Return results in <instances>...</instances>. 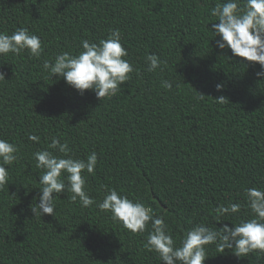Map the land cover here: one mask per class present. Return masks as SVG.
<instances>
[{
	"label": "trees",
	"instance_id": "1",
	"mask_svg": "<svg viewBox=\"0 0 264 264\" xmlns=\"http://www.w3.org/2000/svg\"><path fill=\"white\" fill-rule=\"evenodd\" d=\"M217 2L0 0V32L27 28L43 49L40 57L0 55L7 79L0 81V139L19 149L0 189V264H163L144 248L151 222L132 233L95 203L72 201L70 192L53 194L54 215L34 217L43 170L33 153L54 151L53 137L74 158L97 154L94 173L82 172L94 201L106 186L143 203L164 219L177 246L197 224L220 229L252 218L245 189L264 190V78L256 76L259 64L216 47L210 10ZM116 29L134 69L117 95L81 94L43 70L45 60L75 55L82 40L98 43ZM150 54L164 62L152 72ZM220 96L228 100L220 104ZM229 203L240 212L218 221L215 209ZM205 247L203 264H264L258 251L241 258Z\"/></svg>",
	"mask_w": 264,
	"mask_h": 264
},
{
	"label": "clouds",
	"instance_id": "2",
	"mask_svg": "<svg viewBox=\"0 0 264 264\" xmlns=\"http://www.w3.org/2000/svg\"><path fill=\"white\" fill-rule=\"evenodd\" d=\"M218 23H212L211 33L220 50L230 49L232 56L247 62L260 65L256 73L264 78V0H223L217 2L210 10ZM82 50L77 54L58 53L53 62L43 63V70L49 77L56 76L81 94L91 90L101 100L117 95L119 88L131 79L134 71L127 57L128 52L121 44L119 29L111 30L106 39L98 43L89 40L81 41ZM27 50L33 57H40L43 51L40 38L31 34L27 28H18L10 35L0 32V55H18ZM148 71H155L164 63L155 55L146 56ZM5 74L0 72V81H6ZM167 89L172 83L165 80L162 84ZM217 91L224 87L222 83L215 85ZM203 98V95L200 97ZM218 103H225L224 96L215 98ZM30 140L39 142V137L29 134ZM48 149L33 153L36 167L42 169L39 175L40 195L38 202L30 205L34 217L55 214V197L64 192L72 193L71 200L79 201L82 207H90L94 203L101 211L111 214V219L121 223L132 233H144L148 222V232L144 248L158 255L163 264H203L207 255V245L215 244L223 253L231 249L237 257H246L249 253H264V190L258 188L245 189L246 203L252 215L251 219H242L225 224L222 228L197 224L189 229L177 246L162 217H155L150 207L139 201L129 199L115 188H107L103 199L96 202L85 191V179L82 172L93 174L97 165V154L92 152L86 159H78L69 155V147L61 144L56 137L51 139ZM18 147L5 139H0V189L8 183L9 170L5 166L12 165L17 159ZM55 153H59L55 154ZM56 194L54 197L53 194ZM239 203L220 205L215 209L216 218L239 213Z\"/></svg>",
	"mask_w": 264,
	"mask_h": 264
}]
</instances>
